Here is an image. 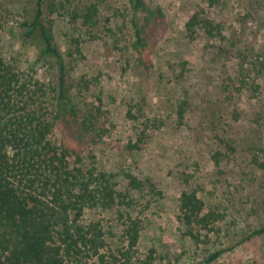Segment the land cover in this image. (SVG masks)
<instances>
[{"label": "rangeland", "instance_id": "rangeland-1", "mask_svg": "<svg viewBox=\"0 0 264 264\" xmlns=\"http://www.w3.org/2000/svg\"><path fill=\"white\" fill-rule=\"evenodd\" d=\"M46 1L76 100L81 107L93 103L101 109L98 125L106 131L82 152L86 167L114 175L121 188L124 173L131 171L159 193L135 194L132 213L143 224L138 255L146 257L153 249L154 264H206L210 253L224 250L209 264H264V235L250 236L264 225V168L251 163L254 155L264 160V74L258 77L250 66L264 62V0H221L214 7L204 0H144L162 14L148 29L155 32L143 55L149 68L139 64L134 48V24H143L145 13L130 0H104L99 27L89 34L70 24L60 8L62 1L69 6L81 0ZM1 2L2 54L33 80L53 84L54 59L40 52L39 42L26 39L19 26L33 16L35 0ZM201 10L221 25L220 37L201 30L195 37L187 34L185 23ZM73 37L80 38L82 56L68 55ZM240 71L248 87L236 94ZM253 81L260 83L259 92L249 88ZM234 110L240 114L236 119ZM218 135L233 142L235 153L216 166L211 157ZM129 142L138 149H127ZM185 190H195L225 216L198 245L177 217ZM85 217L100 219L112 232V246H121L115 209L87 210Z\"/></svg>", "mask_w": 264, "mask_h": 264}, {"label": "trees", "instance_id": "trees-1", "mask_svg": "<svg viewBox=\"0 0 264 264\" xmlns=\"http://www.w3.org/2000/svg\"><path fill=\"white\" fill-rule=\"evenodd\" d=\"M130 1L135 9L145 13L143 24H134V48L139 54V64L149 68L152 64L143 55L155 32L149 33L148 29L153 19L162 14L144 0ZM204 1L214 7L221 0ZM103 2L81 0L66 6L62 1L60 8L65 9L70 24L89 34L99 27ZM1 5L0 0V17ZM47 9L46 0H35L33 16L19 26L26 39L39 42L40 52L54 59L57 73L53 84L46 86L24 74L20 66L6 60L0 48V264H154L153 249L146 257L138 255L143 224L132 211L138 201L136 193L144 190L153 195L159 193H154L151 184L131 171L124 173L126 185L121 188L114 175L86 167L82 152L106 131L98 125L101 109L93 103L81 107L76 100L72 92L75 86L54 41L53 20L47 16ZM185 30L190 37L200 30L211 37L222 35L221 25L206 17L202 10L190 16ZM68 55L82 56L80 38L71 39ZM250 66L258 77L263 76V61L250 62ZM243 77L240 71L238 85L234 81L236 94L248 87ZM260 87L257 81L249 85L255 92ZM185 110L183 102L178 111L180 118ZM239 116L238 110H234L235 119ZM215 142L218 149L211 160L219 166L227 153H235V147L222 135ZM126 148L136 150L138 145L129 142ZM251 163L264 168V160L258 155L252 157ZM178 201V221L194 244L203 243L202 237L216 231L225 217L218 209L206 205L195 190L182 191ZM94 209L116 210L121 220L119 248L112 246L109 238L112 232L100 219H86L85 212ZM262 235L264 225L250 234ZM223 251L210 253L204 263H212Z\"/></svg>", "mask_w": 264, "mask_h": 264}]
</instances>
